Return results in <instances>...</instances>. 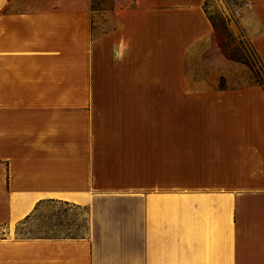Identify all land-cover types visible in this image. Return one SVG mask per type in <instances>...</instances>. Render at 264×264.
<instances>
[{
  "label": "crops",
  "instance_id": "obj_1",
  "mask_svg": "<svg viewBox=\"0 0 264 264\" xmlns=\"http://www.w3.org/2000/svg\"><path fill=\"white\" fill-rule=\"evenodd\" d=\"M205 2L135 0L96 33L91 0H0V264H264V87L150 82L214 49ZM177 92L205 114L177 119ZM45 202L86 234L17 235Z\"/></svg>",
  "mask_w": 264,
  "mask_h": 264
},
{
  "label": "rangeland",
  "instance_id": "obj_2",
  "mask_svg": "<svg viewBox=\"0 0 264 264\" xmlns=\"http://www.w3.org/2000/svg\"><path fill=\"white\" fill-rule=\"evenodd\" d=\"M135 0H91L94 11L92 27L96 33L111 26L110 15L116 9L133 5ZM243 0H206L205 11L216 30L215 47L205 59L183 61L184 67L167 66L164 74H151L150 82L160 83H217L260 84L264 87V67L257 57L245 29L239 23L238 9ZM223 56L230 63H221ZM186 64V66H185ZM191 92H177V119L191 114H205V107H191L186 100L194 99ZM199 98V97H195ZM183 101V102H180ZM197 104V103H194ZM169 173H167L168 175ZM177 175V172H176ZM86 210L59 202H45L16 227L19 236H82L86 234Z\"/></svg>",
  "mask_w": 264,
  "mask_h": 264
}]
</instances>
